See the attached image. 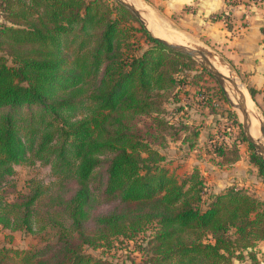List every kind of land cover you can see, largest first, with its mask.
<instances>
[{
    "label": "trees",
    "instance_id": "trees-1",
    "mask_svg": "<svg viewBox=\"0 0 264 264\" xmlns=\"http://www.w3.org/2000/svg\"><path fill=\"white\" fill-rule=\"evenodd\" d=\"M0 16V226L57 236L29 252L0 247V264H119L94 252L140 235L141 264L257 263L264 202L235 186L208 202L198 170L179 181L162 165L158 99L187 86L191 57L105 0H0ZM137 32L149 44L140 55L130 53ZM35 161L56 182L17 191L14 167ZM251 162L264 179L255 153ZM103 166V197L116 205L100 212L91 185Z\"/></svg>",
    "mask_w": 264,
    "mask_h": 264
},
{
    "label": "rangeland",
    "instance_id": "rangeland-1",
    "mask_svg": "<svg viewBox=\"0 0 264 264\" xmlns=\"http://www.w3.org/2000/svg\"><path fill=\"white\" fill-rule=\"evenodd\" d=\"M105 1L109 2L111 5L117 3L115 0ZM251 1L253 0H224V4L226 5V8H224L225 10L220 11L218 15L214 16V18L216 19L217 17H220L225 20L228 25H235V28L238 26L237 30L241 32L244 27L246 28V26H248L250 14L253 9H255ZM139 2L141 1L139 0ZM263 2L264 1L259 4L257 3L255 6L258 8ZM147 9L154 15L160 29L166 36H170L171 40L181 45L210 52L216 56V59L220 63L224 62L227 64L228 68L232 70V66L226 61V59L215 53L214 49L207 47V43L205 44L199 37L180 29L174 22L168 21L163 15L151 11L149 8ZM136 21H138L137 18ZM136 21H129L126 25L139 29L142 25L139 21ZM0 23H3L1 16ZM235 30L236 29H234V31ZM134 36V41L132 40L131 42L133 44L130 53L140 55L149 48V44L143 33L137 32ZM135 41L136 43H134ZM181 63L182 70L179 75L183 76L181 77L183 82L185 84L188 83L187 85H190L191 83L198 84L200 90H204L210 96L214 95L218 99L220 106H218L217 109L212 106L210 110L212 113L224 114L223 117L221 115L219 117L223 119L221 122L223 125L226 123V119L233 123L231 126V133L233 136L228 142H220V145L218 144L217 148H214L212 141L216 139L215 137L222 138L227 135L225 130L226 127L219 128L216 134L208 133V131H206L204 132L205 136L201 137L200 133L206 128L203 125L205 120L202 118L205 114H201L200 112H191L190 114V109H185L186 102L189 99L185 97V93H183L184 91H181L183 86H181L182 88L180 90L163 92L158 99L159 107L162 112L158 116L163 123L158 129V143H163V147L160 150L165 156V161L162 163L163 167L168 169L170 173L174 174L179 181L188 177L194 171V168L195 170H198L207 185V195L205 198L208 202L209 194L213 192L217 195L232 186L244 189L251 196L264 202V179L260 174L259 167L251 162V156L255 153V150L251 149L249 142L245 138L243 127L241 125V116L227 101L217 81L203 69L198 61H182ZM234 75L236 76L238 84L243 85L235 72ZM197 77H201V80ZM244 88L246 89L243 85V89ZM199 93L200 91H198L195 96ZM253 107L254 112L264 123V111L257 108L254 103ZM206 118H208V115ZM254 118L258 126L256 117L254 116ZM208 125L209 124H207V126ZM197 133L199 136L195 135ZM233 137H236V140H233ZM217 141L219 142V140ZM221 146H227L224 158L217 157V151L220 150ZM245 156L249 157L248 160L254 167L253 171H255V187H253V189H250V187L236 186L237 184L228 185L231 181L230 169L232 167L230 165L240 161L242 157L246 158ZM196 167H199V169ZM14 169L15 173L9 180L19 192L27 193L29 185L34 180L41 182L44 186L50 187L57 180L51 167L42 164L40 161L25 165H16ZM105 169L106 166L98 169L97 178L91 185L93 192L99 201L97 210L100 212H105L116 205V203H108L103 197L102 192L104 191L106 180ZM14 198V195L11 194L8 199L13 200ZM146 236H149V234ZM138 237L136 243L123 238H114L112 239L111 248L99 249L94 253L98 256L102 255V257H106L119 264H132V262L141 264L143 262V256L138 251V245H146L148 239H144V235ZM56 238V231L51 228H48L47 231L40 234H31L23 231L14 232L0 226V247H7L9 249L29 252L43 247L46 242L55 241ZM258 246L255 250L257 254V263L250 261L249 264H264V255H260Z\"/></svg>",
    "mask_w": 264,
    "mask_h": 264
},
{
    "label": "crops",
    "instance_id": "crops-1",
    "mask_svg": "<svg viewBox=\"0 0 264 264\" xmlns=\"http://www.w3.org/2000/svg\"><path fill=\"white\" fill-rule=\"evenodd\" d=\"M142 4L155 13L163 15L168 21L174 22L180 29L199 37L207 47L224 57L246 87L251 101L264 111V2L255 7L250 14L248 26L240 32L238 26L228 25L222 18H214L220 11L225 10L224 0H140ZM234 29H236L234 31ZM250 89L255 91L252 96ZM186 102L185 109L191 112L205 114L202 118L204 132L216 134L224 114L211 112V108L220 106L218 99L212 95L208 104L201 105L195 94L200 91L196 85H187L182 90ZM189 92V93H187ZM195 96V97H194ZM208 115V118L206 116ZM199 116V115H197ZM225 118V117H224ZM221 120V121H219ZM207 124H209L207 126ZM207 133V134H208ZM199 136V134H198ZM230 165L232 168L228 185L250 187L253 189L255 171L247 156ZM199 169V167H196ZM195 170V168H194ZM189 174V173H187ZM231 183V184H230ZM260 255H264V242L258 246Z\"/></svg>",
    "mask_w": 264,
    "mask_h": 264
},
{
    "label": "water",
    "instance_id": "water-1",
    "mask_svg": "<svg viewBox=\"0 0 264 264\" xmlns=\"http://www.w3.org/2000/svg\"><path fill=\"white\" fill-rule=\"evenodd\" d=\"M115 1L135 15L151 39L175 52L189 56L198 61L202 65L203 69L217 81L227 101L235 110L238 111L239 115L241 114V125L243 127L245 138L253 147L255 154L261 159L264 166V123L255 113L259 118L261 130V136L259 138H255L252 135V113L248 108V100L242 91L243 85L238 84L236 76L233 72L234 70H231L228 68L227 64L221 62V64L229 71V75H224L214 64V59H216L214 54L181 45L171 40L170 36H166L165 33L160 29L159 24L154 18V15L147 8L138 6L134 0ZM235 100L236 102H234Z\"/></svg>",
    "mask_w": 264,
    "mask_h": 264
},
{
    "label": "bare ground",
    "instance_id": "bare-ground-1",
    "mask_svg": "<svg viewBox=\"0 0 264 264\" xmlns=\"http://www.w3.org/2000/svg\"><path fill=\"white\" fill-rule=\"evenodd\" d=\"M134 1L138 4V6H141V7L146 8L144 5H142L141 2H139V0L138 1L137 0H134ZM198 50H200V49H198ZM202 51H205V50H202ZM214 64L217 67V69L220 72H222L224 75H229L228 69L226 67H224L217 59H214ZM242 91H243V93L245 94V96H246V98L248 100V108L250 109V111L252 113V117H251V119H252V135L255 138H259L261 136L259 118H258V116L254 112L253 102L251 101L249 95L247 94V92L245 90H242ZM234 102H236V100ZM240 116H241V114H240ZM254 116L256 117V120L258 122V126L256 124V121H255ZM241 118H242V116H241ZM263 143H264V141H263Z\"/></svg>",
    "mask_w": 264,
    "mask_h": 264
},
{
    "label": "built area",
    "instance_id": "built-area-1",
    "mask_svg": "<svg viewBox=\"0 0 264 264\" xmlns=\"http://www.w3.org/2000/svg\"><path fill=\"white\" fill-rule=\"evenodd\" d=\"M262 1H264V0H253L251 2L254 5L253 7H256L255 5L257 3L258 4L261 3ZM206 98H207V96L203 92H200L197 95V100L200 103H202V104H205ZM227 121H228V119H226V123L223 126V128L226 127L225 130H226L227 135L223 136L222 138L215 137L216 139L212 141V144H213L214 148H217L218 144L220 145V142H223V141L228 142L231 139V137L233 136L232 133H231L232 132L231 126H232L233 123L229 122V121L227 122ZM217 140H219V142ZM233 140H236V137H233Z\"/></svg>",
    "mask_w": 264,
    "mask_h": 264
}]
</instances>
